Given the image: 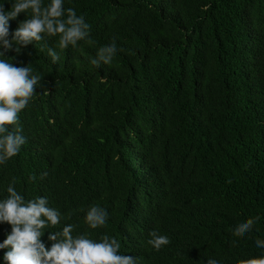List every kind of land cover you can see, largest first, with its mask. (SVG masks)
Listing matches in <instances>:
<instances>
[{
    "label": "trees",
    "instance_id": "obj_1",
    "mask_svg": "<svg viewBox=\"0 0 264 264\" xmlns=\"http://www.w3.org/2000/svg\"><path fill=\"white\" fill-rule=\"evenodd\" d=\"M50 0H44L45 5ZM91 25L65 49L42 33L0 52L41 80L18 124L26 142L0 165V199L14 181L45 197L73 235L115 237L137 264H220L264 255V0H65ZM5 8L11 3L5 0ZM31 16V10H28ZM115 41L110 64L91 62ZM60 55L52 61L49 51ZM16 131L15 125L8 126ZM35 176V179L31 177ZM107 208L104 226L87 209ZM253 228L237 233L244 219ZM156 230L170 238L159 250ZM12 232L0 221V243ZM7 248L0 249V264Z\"/></svg>",
    "mask_w": 264,
    "mask_h": 264
},
{
    "label": "clouds",
    "instance_id": "obj_2",
    "mask_svg": "<svg viewBox=\"0 0 264 264\" xmlns=\"http://www.w3.org/2000/svg\"><path fill=\"white\" fill-rule=\"evenodd\" d=\"M11 8H5V0H0V41L11 47L7 37L10 32V21L19 17L20 13L27 14L26 19L19 21L13 30V39L27 44L42 40V33L59 36L58 46L65 49L69 45L77 46L79 41L85 40L92 44L90 37L91 25L84 15H77L74 8H65V0H50L45 5L44 0H7ZM31 10V16H28ZM117 53L115 41L100 47L97 56L91 59L93 64L101 62L110 64ZM53 62L60 59V55L50 50ZM41 80L39 74H34L30 66L17 67L0 52V165L16 156L26 138L19 126V113L33 98ZM9 125H15L16 131H11ZM35 179V176L31 177ZM6 198L0 199V221H8L12 225V232L0 243V249L7 248L4 260L8 264H137V257L124 255L119 250L120 242L113 236L104 234L101 239H93L91 233L73 235L74 224H64L60 231L50 235L49 239L58 242L46 249L41 242L43 229L46 225L61 224L63 214L58 208L48 206L45 197L37 196L26 200L17 191L14 181L7 187ZM107 208L91 205L84 217L90 228L104 226L109 218ZM258 216L242 220L236 227L237 233L250 231ZM148 243L159 250L170 243V238L158 231L150 232ZM256 245L264 248V239H257ZM206 264H220L215 258H208ZM234 264H264V255L251 257L246 260L235 261Z\"/></svg>",
    "mask_w": 264,
    "mask_h": 264
}]
</instances>
